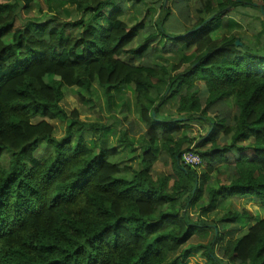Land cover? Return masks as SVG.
Here are the masks:
<instances>
[{
    "label": "trees",
    "instance_id": "obj_1",
    "mask_svg": "<svg viewBox=\"0 0 264 264\" xmlns=\"http://www.w3.org/2000/svg\"><path fill=\"white\" fill-rule=\"evenodd\" d=\"M44 1L77 17L49 11L16 26L39 0H0V264H179L198 249L204 264H264V219L227 240L222 232L248 224V211L204 219L244 197L264 209V0ZM135 5L145 13L128 25ZM235 12L257 14L253 39L218 37ZM159 49L171 69L156 63ZM93 85L108 98L134 93L143 129L124 119L118 145L131 151L141 137L135 169L110 160L120 151L107 149L104 125L60 107L64 88ZM54 120L66 124L61 139ZM188 123L204 135L191 138ZM41 144L49 153L36 159ZM190 150L198 166L184 165ZM158 159L169 175L154 172Z\"/></svg>",
    "mask_w": 264,
    "mask_h": 264
},
{
    "label": "rangeland",
    "instance_id": "obj_2",
    "mask_svg": "<svg viewBox=\"0 0 264 264\" xmlns=\"http://www.w3.org/2000/svg\"><path fill=\"white\" fill-rule=\"evenodd\" d=\"M213 4L216 3V0H210ZM148 8L151 5V0H143ZM168 3V2H167ZM130 4L127 5L130 7ZM38 5L33 11L22 10L20 13L19 21L16 26L24 25L27 20L31 21L32 19H43L46 13L49 11L55 16L60 17L62 21H70L71 18L76 16L75 10L73 6L63 5L62 8H54L52 10L47 7V4L44 0H39ZM166 4L165 6H167ZM145 6L138 7L134 6L129 8L127 15L123 18V21L128 25L133 24L136 21H141V18L144 15V11L146 9ZM142 11V15L139 12ZM243 12V11H242ZM242 12L230 13L227 15L225 21V28L218 34V37L224 35H236L242 36L244 39H253L255 36V30L259 24V17L257 14H243ZM66 13H69L67 15ZM74 15V16H73ZM249 15V16H246ZM251 16V19L249 17ZM77 17V16H76ZM230 21H234V23H229ZM175 23V22H174ZM178 27V26H177ZM251 43V42H250ZM251 47V45H250ZM186 57H192V51L187 52ZM125 58V57H124ZM177 59V58H175ZM174 59V60H175ZM156 63L159 65H164L168 69H171L176 62L173 61L172 57L168 54L162 53L161 50H157L155 54ZM64 98L59 103L60 107L66 111V113H70L72 111H76L79 115V119L86 123L91 124H100L104 125L103 129V139L106 141L107 149L118 148L119 155L112 157L110 160L118 163L121 167H131L135 169L140 163V155H141V137L139 136H130L133 137V150L123 151L118 145V138L120 132H122L126 127L129 126L126 124L124 119L133 121L135 123L136 128L141 127L143 129V125L139 124L136 118V113L134 109V101L135 95L128 88H121L112 92L111 98L105 96L102 90L97 86L93 85L90 89L89 93H81V91L77 88H64ZM176 107H171L170 112H175ZM175 114V113H174ZM120 121L119 123L115 122ZM40 119H35L37 122ZM54 129V137L56 139H61L65 135L66 124L61 123L59 121H48ZM184 132H186L191 138H198L199 136L204 135L206 131V127L190 124L184 126ZM83 139L86 144L90 146L91 140L94 139V135L89 133L83 134ZM246 144V143H243ZM186 147V146H185ZM183 147V148H185ZM49 148L41 144L39 146L38 151L35 153V158H41L45 156L48 152ZM160 157V156H159ZM9 160L8 155H4L1 158V163L6 165ZM154 172L159 174L169 175L170 167L164 166L161 163V160L158 159L153 165ZM243 211L246 210L251 214V220L248 224L243 225V223H239L237 225L232 226L225 232H222V236L224 240L227 239H235L241 235H243L246 230L254 225L258 220L264 219V209L260 207L252 198L244 197L242 199H234L223 206H219L216 210H209L204 216V219L209 225H213V221L219 219L226 212L230 211ZM197 208L191 209L190 213L193 215H197ZM211 223V224H210ZM211 239V235L209 234L206 238H199L195 236L190 240L188 244H207ZM205 258L203 256V250L198 249L194 251L191 256L184 262L179 264H204Z\"/></svg>",
    "mask_w": 264,
    "mask_h": 264
},
{
    "label": "built area",
    "instance_id": "obj_3",
    "mask_svg": "<svg viewBox=\"0 0 264 264\" xmlns=\"http://www.w3.org/2000/svg\"><path fill=\"white\" fill-rule=\"evenodd\" d=\"M182 161L187 166H198L201 163L199 156L193 153L192 150L182 155Z\"/></svg>",
    "mask_w": 264,
    "mask_h": 264
},
{
    "label": "water",
    "instance_id": "obj_4",
    "mask_svg": "<svg viewBox=\"0 0 264 264\" xmlns=\"http://www.w3.org/2000/svg\"><path fill=\"white\" fill-rule=\"evenodd\" d=\"M167 2H168V0H165V1H164V6L167 4ZM237 44H238V42H237Z\"/></svg>",
    "mask_w": 264,
    "mask_h": 264
}]
</instances>
